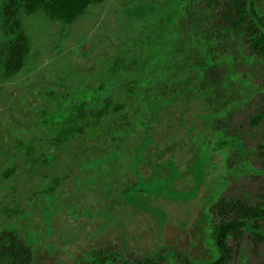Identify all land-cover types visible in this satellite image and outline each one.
<instances>
[{"label":"rangeland","instance_id":"obj_1","mask_svg":"<svg viewBox=\"0 0 264 264\" xmlns=\"http://www.w3.org/2000/svg\"><path fill=\"white\" fill-rule=\"evenodd\" d=\"M225 1L105 0L72 24L21 14L29 53L14 75L0 73V230L20 234L32 264H217L201 212L221 197L263 202L264 120L252 117L264 109V55L239 33L209 53L238 85L230 123L241 155L219 141L194 96L188 47L216 36ZM102 108L95 125L56 143L61 126ZM134 183L147 186V207L126 197ZM227 242L228 264H264V242L249 233Z\"/></svg>","mask_w":264,"mask_h":264},{"label":"trees","instance_id":"obj_2","mask_svg":"<svg viewBox=\"0 0 264 264\" xmlns=\"http://www.w3.org/2000/svg\"><path fill=\"white\" fill-rule=\"evenodd\" d=\"M104 1L4 0L1 6L4 42L0 45V73L5 77L14 75L22 68L29 53V42L22 29L21 14L32 15L41 11L52 20L72 24L83 16L92 4H100ZM259 2L261 0H227L223 2L215 28L218 30L216 36H213L214 31L210 30V34H205L200 42L188 47V51L194 50L191 60H193L192 64L194 65L193 71L197 72L195 79L199 80L200 83L193 90L195 91L194 96L200 100L207 111L205 122L217 134L219 141L225 142V147L234 149L235 155H241L243 150L242 132L231 127L230 123L232 121L230 108L239 103L236 93L238 85L229 81L227 76L225 77L221 65L215 64L209 53L216 44H221L225 40V36L239 33L243 34L253 52L264 55V4L260 5ZM187 82H189L188 78L183 77V75L175 82L176 87L182 88L180 91L182 95H187L188 93L185 94L186 90H190ZM239 85L242 87L245 85V81ZM172 96L179 98V93ZM171 97L166 98V101H173L174 99ZM112 108L115 111H121L124 104L117 103ZM106 113L107 111L102 108L93 113V119H88L83 124L76 120L61 126L55 136L56 143L58 145L64 144L70 137L82 133L85 127L95 125L100 117ZM262 120H264V109L252 117V123L257 124ZM13 170V168H9L3 175L9 177ZM60 181L61 178L56 177L53 184L45 191L47 193L54 191ZM144 189H147V186L134 183L132 189L126 190V197L134 200L139 206L147 207L145 199L140 197ZM11 212L16 213L17 211ZM215 212L219 213L222 218V221L217 225H213L211 217ZM201 217V223L206 231L201 232V237L204 238L202 243L206 242L211 246L210 257L217 264H228L231 259L232 248L227 242L231 237L236 242L244 232H247L256 246L264 242V197L262 203L255 205L221 197L214 201L210 208L206 207L201 212ZM32 262V249L21 238L20 234L13 229H1L0 264H32ZM106 262L107 264L113 263L111 261Z\"/></svg>","mask_w":264,"mask_h":264}]
</instances>
